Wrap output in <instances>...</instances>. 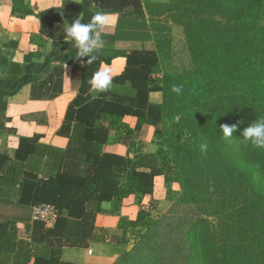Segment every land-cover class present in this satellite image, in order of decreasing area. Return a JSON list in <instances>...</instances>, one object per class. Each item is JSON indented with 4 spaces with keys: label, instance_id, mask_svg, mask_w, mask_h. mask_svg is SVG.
<instances>
[{
    "label": "trees",
    "instance_id": "trees-1",
    "mask_svg": "<svg viewBox=\"0 0 264 264\" xmlns=\"http://www.w3.org/2000/svg\"><path fill=\"white\" fill-rule=\"evenodd\" d=\"M87 1L98 9L124 10L135 16L157 13L144 9L142 0ZM162 4L182 27L191 66L151 79L166 55L152 32L154 49L125 53V68L113 78L127 81L131 93L94 99L77 95L68 104L62 127L75 121L71 140L77 153L66 154L69 166L65 168L58 154L54 155L57 172L45 180L29 174L22 189V201L47 203L58 210L55 223L47 227L34 220L24 230L31 243L16 241V231L0 223V264L12 254L14 264H77L62 261L61 248L104 241L93 237L101 230L94 224L95 213L104 202H122L129 195L141 197L139 209L135 219L121 218L120 228L123 233L128 226L146 228L139 237L149 243L155 225L152 214L160 209L153 195L155 177L163 178L167 192L177 183L184 202H198L193 185L204 165L207 193L199 195L203 213L188 228V256L199 264H264V148L241 136L248 124L264 118V0H169ZM81 8L66 0L61 7L42 13L40 32L51 36L55 24ZM112 56L115 53L105 58ZM101 58L100 53L94 64ZM173 85L182 86V92H172ZM152 91L161 93L160 103L149 102ZM102 114L113 119L136 117L135 131L143 124L153 127L156 152L134 161L98 152L95 143L104 142L110 134L109 129L94 125ZM177 116L174 128L178 131L166 137L167 117ZM224 124L237 125L232 137L224 138L219 129ZM123 130L125 136L133 135L128 127ZM233 141L238 147L235 152L230 149ZM249 151L257 156H249ZM90 201L96 203L93 210L87 207Z\"/></svg>",
    "mask_w": 264,
    "mask_h": 264
},
{
    "label": "crops",
    "instance_id": "crops-1",
    "mask_svg": "<svg viewBox=\"0 0 264 264\" xmlns=\"http://www.w3.org/2000/svg\"><path fill=\"white\" fill-rule=\"evenodd\" d=\"M65 1L0 0V223L16 231V241L32 242L24 230L32 226V207L37 204L22 201V189L29 174L45 180L57 172L52 163L54 155L58 154L62 159L61 167L65 168L69 166L66 154L77 153L78 147L71 140L75 121H70L67 128L62 127L68 104L77 95L94 99L114 93H131L127 81L113 80V87L101 93L91 91L88 81L101 66H109L113 78L117 77L125 68V53L154 49L146 14L135 16L124 10L98 9L87 0H67L81 4L80 12L64 16L52 28L51 36L42 34V13L61 7ZM147 1L162 4L169 0H142L144 9ZM96 12L106 14L111 24L101 30L103 58L99 64L89 65L83 62L86 58L77 59L75 48L65 43L64 23H71L78 16L87 23ZM111 53L115 56L106 59ZM159 68L152 73L151 79L160 76ZM160 101V92H150L149 102L158 104ZM136 122V117L131 115L113 119L109 114H102L94 125L109 129L110 134L104 142L95 143L97 151L133 161L140 155L156 152L153 127L143 124L135 131ZM123 125L132 129L133 135L125 136ZM175 184L172 183L171 189ZM166 192L163 178L155 177L153 195L159 199V208L164 204ZM140 198L129 195L122 202H104L94 218L95 226L101 230L94 232L93 237L106 239L90 240L87 247L63 246L61 260L77 264H112L119 254L113 240L123 235L120 219L136 218ZM146 200L142 198V202ZM87 207L95 209V201H90ZM5 264H14L13 254ZM28 264H32L31 261Z\"/></svg>",
    "mask_w": 264,
    "mask_h": 264
},
{
    "label": "rangeland",
    "instance_id": "rangeland-1",
    "mask_svg": "<svg viewBox=\"0 0 264 264\" xmlns=\"http://www.w3.org/2000/svg\"><path fill=\"white\" fill-rule=\"evenodd\" d=\"M146 6L147 9L157 11L154 14L149 13L148 18L155 39L163 49H166L165 59L159 68V75H163L165 72L179 73L190 67L182 27L175 24L168 7L164 4L150 2H146ZM261 21L264 23V9ZM178 121V116L167 117V121L163 125V129L167 133L166 137L168 135L170 137L178 131V128H174L175 122L178 123ZM166 137L164 140L167 139ZM164 140L161 139V141ZM162 147L167 148L164 143ZM237 148L236 141H233L230 149L235 152ZM247 153L251 157L257 156L253 151ZM204 168L205 165L198 170L199 181L193 185L198 193L199 201L184 202L178 194L179 186L175 184V188L165 193L163 206L152 214V220L155 222L154 227L152 225L151 228L154 229L151 231L152 240L148 243V241L140 239L139 236L147 232L146 228L126 227V232L123 233L120 242L115 243L118 245L119 254L112 264H199L197 260L192 261L188 256V235H190L188 228L190 229L194 220L203 213V204L199 195L207 193ZM168 193L173 202L167 197Z\"/></svg>",
    "mask_w": 264,
    "mask_h": 264
},
{
    "label": "clouds",
    "instance_id": "clouds-1",
    "mask_svg": "<svg viewBox=\"0 0 264 264\" xmlns=\"http://www.w3.org/2000/svg\"><path fill=\"white\" fill-rule=\"evenodd\" d=\"M111 24V19L103 12H96L87 23L82 22L78 16L71 23H64L65 43L71 44L75 48L74 56L83 59L84 63L93 64L99 58L103 49L101 30ZM90 90L101 93L113 87V74L109 66H101L88 81ZM172 92L180 94L182 86L173 85ZM224 138L232 137L237 125L224 124L219 127ZM241 136L245 141H250L256 147L264 148V118L256 120L241 131Z\"/></svg>",
    "mask_w": 264,
    "mask_h": 264
},
{
    "label": "built area",
    "instance_id": "built-area-1",
    "mask_svg": "<svg viewBox=\"0 0 264 264\" xmlns=\"http://www.w3.org/2000/svg\"><path fill=\"white\" fill-rule=\"evenodd\" d=\"M58 210L51 204L41 203L32 207L33 220H39L45 226L51 227L57 218Z\"/></svg>",
    "mask_w": 264,
    "mask_h": 264
}]
</instances>
